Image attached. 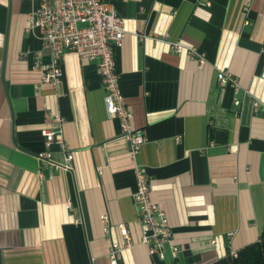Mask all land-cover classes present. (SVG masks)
Masks as SVG:
<instances>
[{
	"label": "crops",
	"instance_id": "1",
	"mask_svg": "<svg viewBox=\"0 0 264 264\" xmlns=\"http://www.w3.org/2000/svg\"><path fill=\"white\" fill-rule=\"evenodd\" d=\"M104 1L124 19L119 89L145 135L134 155L96 62L66 51L56 84L43 81L51 52L29 24L41 0H0V264H108L112 241L119 264H211L264 228V0ZM49 113L65 148L40 133ZM137 166L171 226L161 260L142 242Z\"/></svg>",
	"mask_w": 264,
	"mask_h": 264
},
{
	"label": "built area",
	"instance_id": "2",
	"mask_svg": "<svg viewBox=\"0 0 264 264\" xmlns=\"http://www.w3.org/2000/svg\"><path fill=\"white\" fill-rule=\"evenodd\" d=\"M31 26L42 30L44 44L50 49L51 61L41 63L42 80L56 84L63 70L60 66L61 56L66 51H73L81 57L94 60L97 65L102 85L106 90L104 100L107 113L118 118L123 135L129 141L130 153L135 154L139 149L145 135L143 128H137L131 123L132 111L126 104L119 89L118 72L115 62V48L121 46L125 35L124 19L118 14L112 3L104 0H41L40 6L30 15ZM245 23H250L247 19ZM143 35V34H142ZM171 48L174 52H181L184 48L190 56H198L199 64L204 63V56L193 46H184L179 41H173ZM264 49V46H262ZM217 78L221 85L231 83L237 85L231 72L219 70ZM239 103L238 99L234 100ZM258 101L254 100L255 108ZM59 113L48 114V119L53 123V128H42L41 132L48 139L56 138L62 147L65 143L62 137L63 118ZM43 152L39 156L46 157ZM73 157L72 152H67L66 161ZM136 188L132 192V199L136 206L138 219L141 224L142 242L147 245V250L159 260L163 259V245L170 239L172 231L168 217L161 206L151 195L150 176L143 166L135 168ZM71 206L70 202H67ZM102 221L108 216L100 215ZM104 230L109 231V226L104 225ZM120 232L125 239H129V232L123 224H119ZM177 246H172L174 253ZM121 245L112 241L109 252L108 264H119L121 258ZM236 255V251L231 252ZM158 264V263H157Z\"/></svg>",
	"mask_w": 264,
	"mask_h": 264
},
{
	"label": "trees",
	"instance_id": "3",
	"mask_svg": "<svg viewBox=\"0 0 264 264\" xmlns=\"http://www.w3.org/2000/svg\"><path fill=\"white\" fill-rule=\"evenodd\" d=\"M211 264H264V228L257 240L239 248L236 255L229 253Z\"/></svg>",
	"mask_w": 264,
	"mask_h": 264
}]
</instances>
